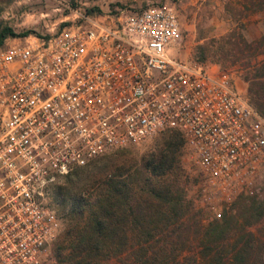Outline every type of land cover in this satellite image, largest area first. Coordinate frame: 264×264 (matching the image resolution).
I'll list each match as a JSON object with an SVG mask.
<instances>
[{
    "label": "built area",
    "instance_id": "1",
    "mask_svg": "<svg viewBox=\"0 0 264 264\" xmlns=\"http://www.w3.org/2000/svg\"><path fill=\"white\" fill-rule=\"evenodd\" d=\"M74 14L0 44V264L49 259L59 178L162 131L182 133L216 218L264 173V116L227 71L169 52L173 6Z\"/></svg>",
    "mask_w": 264,
    "mask_h": 264
},
{
    "label": "trees",
    "instance_id": "2",
    "mask_svg": "<svg viewBox=\"0 0 264 264\" xmlns=\"http://www.w3.org/2000/svg\"><path fill=\"white\" fill-rule=\"evenodd\" d=\"M250 3L264 8V0ZM28 33L2 25L0 44ZM252 75L245 76L249 99L264 116V72ZM183 143L179 130H165L140 160L109 155L101 165L102 158H94L69 172L54 187L66 228L54 244L53 262L41 264H264V242L244 218L249 204L202 222L185 196ZM90 185L94 197L87 193ZM247 196L241 197L250 201Z\"/></svg>",
    "mask_w": 264,
    "mask_h": 264
},
{
    "label": "rangeland",
    "instance_id": "3",
    "mask_svg": "<svg viewBox=\"0 0 264 264\" xmlns=\"http://www.w3.org/2000/svg\"><path fill=\"white\" fill-rule=\"evenodd\" d=\"M148 4H168L177 12L180 35L169 49L172 55L202 61L213 68L227 71L238 89L248 95L246 74H253L252 78L256 79L254 74L264 72V8L253 7L250 0H0V26H11L17 33H46L60 28L64 20L73 18L74 10L103 14L114 11L116 7L141 8ZM66 16L68 19H64ZM163 134L164 131L136 146L115 149L96 157L102 158L98 164L101 165L105 160L103 158L109 155L113 158L124 154L132 157L131 160H140L144 153L155 148ZM92 166L93 169L89 167L90 173L96 175L97 168ZM181 167L185 196L195 209L200 210L202 222L207 223L216 218L200 194V168L185 142L181 149ZM64 179L59 178L57 183ZM95 190V187L89 186L87 193L90 197H94ZM247 197L250 201L237 198L228 211L235 212L242 202L249 204L250 208L243 212L244 218L253 221L249 228L257 239L264 242V173L257 179L255 191ZM48 200L63 219L62 234L66 219L55 200L54 189L49 193ZM258 212L262 213L258 215ZM53 260L52 251L45 262L51 263Z\"/></svg>",
    "mask_w": 264,
    "mask_h": 264
}]
</instances>
